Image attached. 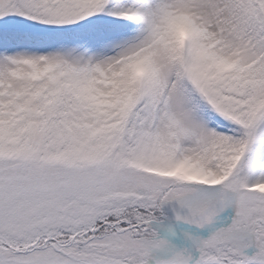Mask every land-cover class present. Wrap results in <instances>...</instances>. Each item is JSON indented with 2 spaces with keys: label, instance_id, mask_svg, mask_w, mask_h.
<instances>
[{
  "label": "snow or ice",
  "instance_id": "snow-or-ice-1",
  "mask_svg": "<svg viewBox=\"0 0 264 264\" xmlns=\"http://www.w3.org/2000/svg\"><path fill=\"white\" fill-rule=\"evenodd\" d=\"M0 264H264V0H0Z\"/></svg>",
  "mask_w": 264,
  "mask_h": 264
}]
</instances>
